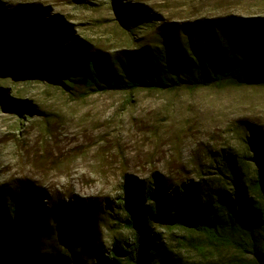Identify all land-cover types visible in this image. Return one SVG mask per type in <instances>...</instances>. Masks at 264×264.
<instances>
[{
	"label": "trees",
	"instance_id": "1",
	"mask_svg": "<svg viewBox=\"0 0 264 264\" xmlns=\"http://www.w3.org/2000/svg\"><path fill=\"white\" fill-rule=\"evenodd\" d=\"M125 14L119 18L128 32L143 24L142 15ZM45 16L32 5L0 3V74L61 78L89 92L264 86V18L162 25L153 47L109 60L76 39L69 42L70 30ZM246 138L251 155L219 156L208 181L172 186L166 179L137 183L127 177L115 218L107 215L130 237H112L107 251L93 239V205L60 202L43 212L33 187L10 190L0 197L1 264H264V132L249 126ZM247 162L260 169L247 172ZM168 230L191 238L173 246L164 236ZM43 238H53L58 249L44 251Z\"/></svg>",
	"mask_w": 264,
	"mask_h": 264
},
{
	"label": "rangeland",
	"instance_id": "2",
	"mask_svg": "<svg viewBox=\"0 0 264 264\" xmlns=\"http://www.w3.org/2000/svg\"><path fill=\"white\" fill-rule=\"evenodd\" d=\"M0 3L7 8L32 5L46 13L45 19L57 17L70 30L69 42L76 39L89 53L109 60L153 47L162 25L223 16L264 18V0ZM122 10L129 19L142 15L143 24L128 32L119 18ZM3 102L0 197L30 186L39 194L43 212L60 202L93 205V239L104 251L112 237H130L112 220L127 177L137 183L156 177L172 186L208 181L219 156L251 155L246 140L249 126L264 132V86L259 85L89 92L81 83L70 86L61 78L0 74V105ZM245 165L250 173L260 169V164ZM29 225L40 227L38 222ZM164 236L173 246L176 239L191 238L179 230H168ZM42 240L48 253L59 247L53 238ZM184 248L178 251L181 257L188 253ZM2 260L0 247V264Z\"/></svg>",
	"mask_w": 264,
	"mask_h": 264
}]
</instances>
